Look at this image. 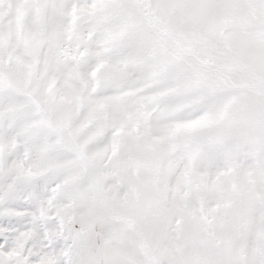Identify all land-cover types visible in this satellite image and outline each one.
<instances>
[{"label": "snow or ice", "instance_id": "obj_1", "mask_svg": "<svg viewBox=\"0 0 264 264\" xmlns=\"http://www.w3.org/2000/svg\"><path fill=\"white\" fill-rule=\"evenodd\" d=\"M0 264H264V0H0Z\"/></svg>", "mask_w": 264, "mask_h": 264}]
</instances>
